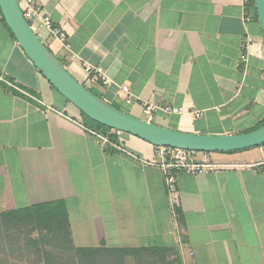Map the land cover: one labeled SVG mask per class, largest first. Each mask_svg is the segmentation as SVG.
Returning a JSON list of instances; mask_svg holds the SVG:
<instances>
[{
	"label": "crops",
	"instance_id": "1",
	"mask_svg": "<svg viewBox=\"0 0 264 264\" xmlns=\"http://www.w3.org/2000/svg\"><path fill=\"white\" fill-rule=\"evenodd\" d=\"M35 4L68 47L45 30L41 40L86 86L84 67H103L109 83L92 90L120 110L143 119L154 104L152 123L191 134L264 125V35L251 9L247 20L244 0ZM86 126L0 19V214L63 202L78 248L168 250L182 264H264V146L210 153L222 169L179 174L174 210L160 168L139 160H153L155 146L127 134L103 147Z\"/></svg>",
	"mask_w": 264,
	"mask_h": 264
},
{
	"label": "water",
	"instance_id": "2",
	"mask_svg": "<svg viewBox=\"0 0 264 264\" xmlns=\"http://www.w3.org/2000/svg\"><path fill=\"white\" fill-rule=\"evenodd\" d=\"M264 35V0H254ZM1 14L36 69L68 102L89 119L112 130L138 137L155 147H172L201 153H235L264 146V126L242 134L184 133L136 118L109 104L80 83L41 40L25 18L17 0H0Z\"/></svg>",
	"mask_w": 264,
	"mask_h": 264
},
{
	"label": "trees",
	"instance_id": "3",
	"mask_svg": "<svg viewBox=\"0 0 264 264\" xmlns=\"http://www.w3.org/2000/svg\"><path fill=\"white\" fill-rule=\"evenodd\" d=\"M249 6L258 20L253 0ZM0 19L5 23L1 11ZM82 116L86 127L91 128L96 135L110 134L111 142L116 143L117 136L112 134V129L84 114ZM16 251L22 255L35 256L38 264H126V259L130 257L137 264H182L178 255L169 260L168 250L76 247L67 208L63 202L0 214V255L14 254ZM5 261L7 262L0 258V264H5Z\"/></svg>",
	"mask_w": 264,
	"mask_h": 264
},
{
	"label": "built area",
	"instance_id": "4",
	"mask_svg": "<svg viewBox=\"0 0 264 264\" xmlns=\"http://www.w3.org/2000/svg\"><path fill=\"white\" fill-rule=\"evenodd\" d=\"M17 1L24 13L25 18L29 21L32 29L38 35L41 33V31L45 30L53 39L58 41L61 45L68 47L66 44V34L62 31L60 27L54 24L50 16L47 15L41 7L35 4V0ZM250 2L251 0H244L246 10L251 9V7L249 6ZM248 10L246 11V18L247 20H250L251 16ZM36 20L38 21V26L33 23ZM252 43L253 38L249 37L247 44ZM244 48L246 49V46H244ZM241 61L244 63L248 61L247 51L242 54ZM84 71L88 76L87 86H85L90 90L100 84L106 85L109 83L106 72L101 66L86 65L84 67ZM122 90L128 94L130 93L129 88L126 86H123ZM158 109L159 108L154 104H146V106H144L143 108V119L148 122H151L154 113ZM160 110L168 114L182 113V110L179 108L163 107L160 108ZM195 114L196 116L200 115L199 112H196ZM112 134L116 135L118 138H121L124 133L121 131L113 130ZM96 142L98 145L103 147L114 144L111 142L110 134L97 135ZM197 154H202L204 156V159H196ZM133 157L136 158L135 156ZM139 160L143 165H151L160 168L163 173L164 183L173 209L179 206V195L177 189V178L179 174L182 173L188 175H203L208 172L222 169L220 165L209 162L208 153L187 151L172 147H156L155 158L153 160Z\"/></svg>",
	"mask_w": 264,
	"mask_h": 264
},
{
	"label": "rangeland",
	"instance_id": "5",
	"mask_svg": "<svg viewBox=\"0 0 264 264\" xmlns=\"http://www.w3.org/2000/svg\"><path fill=\"white\" fill-rule=\"evenodd\" d=\"M94 93L97 94V91H94ZM123 135L127 134L124 133ZM0 258L1 260H7V262L5 261V264H38L35 256H30L27 254L22 255L21 253H18V251H16L14 254L3 253L0 255ZM126 264H137V262L131 257L126 259Z\"/></svg>",
	"mask_w": 264,
	"mask_h": 264
}]
</instances>
